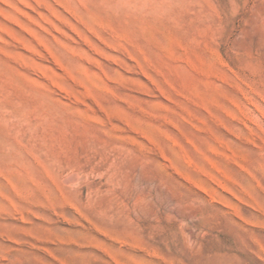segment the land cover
<instances>
[{
	"label": "rangeland",
	"instance_id": "1",
	"mask_svg": "<svg viewBox=\"0 0 264 264\" xmlns=\"http://www.w3.org/2000/svg\"><path fill=\"white\" fill-rule=\"evenodd\" d=\"M0 264H264V0H0Z\"/></svg>",
	"mask_w": 264,
	"mask_h": 264
},
{
	"label": "bare ground",
	"instance_id": "2",
	"mask_svg": "<svg viewBox=\"0 0 264 264\" xmlns=\"http://www.w3.org/2000/svg\"><path fill=\"white\" fill-rule=\"evenodd\" d=\"M114 2H115V1H114ZM116 2H117V1H116ZM116 2H115V3H116ZM117 3H118V2H117ZM127 3H128V2H127ZM108 5H109V4H108Z\"/></svg>",
	"mask_w": 264,
	"mask_h": 264
}]
</instances>
